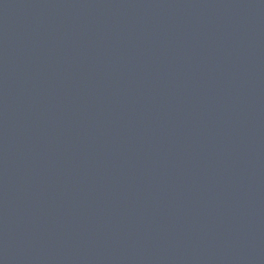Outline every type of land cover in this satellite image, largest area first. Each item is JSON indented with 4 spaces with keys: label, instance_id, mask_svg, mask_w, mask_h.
<instances>
[{
    "label": "water",
    "instance_id": "95a60500",
    "mask_svg": "<svg viewBox=\"0 0 264 264\" xmlns=\"http://www.w3.org/2000/svg\"><path fill=\"white\" fill-rule=\"evenodd\" d=\"M0 264H264V0H0Z\"/></svg>",
    "mask_w": 264,
    "mask_h": 264
}]
</instances>
